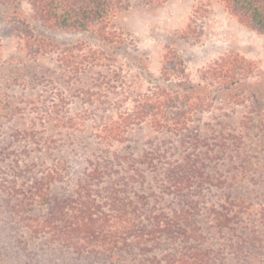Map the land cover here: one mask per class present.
<instances>
[{
	"label": "rangeland",
	"instance_id": "1",
	"mask_svg": "<svg viewBox=\"0 0 264 264\" xmlns=\"http://www.w3.org/2000/svg\"><path fill=\"white\" fill-rule=\"evenodd\" d=\"M124 1L113 26L119 40L108 43L90 31L45 24L30 0H0V264H108L64 251L47 236L33 238L13 208L16 199L27 198L24 217H47L55 201L45 206L32 199L34 184L57 172L51 193L60 202L72 196L90 163L102 164L111 151L127 152L134 160L143 150L157 152L165 156L156 162L163 166L194 153L190 145L183 151L181 138L171 131H156L149 122L129 126L121 144H101L100 131L120 122L134 102L158 98L159 89L179 92L186 101L200 99L203 105L192 113L189 133L202 136L231 132L254 106L264 108V34L241 23L220 0ZM92 51L106 58L92 61ZM226 56L236 68L251 64L254 73L226 88L207 78L206 72ZM74 58L85 67L69 64ZM186 101L169 114L190 112ZM163 175L154 172L153 178L149 172L140 189L164 196L150 206L169 216L178 202L162 194ZM108 180L96 189H104ZM200 192L195 224L201 242L189 246L162 236L158 245L147 246L149 253L134 250L132 256L143 264H164L166 255L216 246L209 209L223 202L224 191L206 185Z\"/></svg>",
	"mask_w": 264,
	"mask_h": 264
},
{
	"label": "trees",
	"instance_id": "2",
	"mask_svg": "<svg viewBox=\"0 0 264 264\" xmlns=\"http://www.w3.org/2000/svg\"><path fill=\"white\" fill-rule=\"evenodd\" d=\"M148 1L160 5L167 0ZM220 1L241 23L264 34V0ZM30 2L38 18L47 25L90 31L108 43L119 40L113 26L114 19L124 9V0ZM99 55L92 51V61H104L106 57ZM229 58H221L206 72L207 78L224 88L237 86L254 73L251 64L241 62L236 68ZM69 64L85 67L78 58ZM157 91L161 92L160 96L156 94L158 98L134 102L120 122L111 123L100 131L101 144H121L126 140L129 126L149 122L156 131H171L181 138L179 146L183 151L190 145L194 153L185 154L182 162L172 160L163 166L156 162L165 156L157 152L143 150L141 158L134 160L127 152L111 151L109 158L105 155V163H90L91 168L80 178L72 196L60 202L51 193L57 172L34 184L30 192L32 199L37 198L46 203L45 206L55 201L47 217L39 220L24 217L23 207H30L27 198L16 199L13 215L33 238L47 236L50 243L81 258L92 257L108 264H143V259L132 256L133 251L149 253L147 246L158 245L162 236L170 242L180 239L187 245L203 240L195 216L199 214L200 190L209 185L224 191L223 202L209 209V227L219 243L204 249L193 246L192 252L188 249L179 255H166L163 263L264 264V108L254 106V115L243 116L231 132L213 131L202 136L197 132L189 133L191 115L203 105L200 99L186 101L188 97L179 92ZM187 93L191 96L193 90ZM184 101L190 112L169 114L176 104ZM146 171L152 173L153 178L154 172H164L166 182L160 185V190L162 194L175 196L178 202L177 210H172L169 216L150 206L151 201L156 204L164 201V196L159 198L141 192ZM107 178L104 189H96ZM240 190H244L243 193ZM228 254L232 262L226 257Z\"/></svg>",
	"mask_w": 264,
	"mask_h": 264
}]
</instances>
